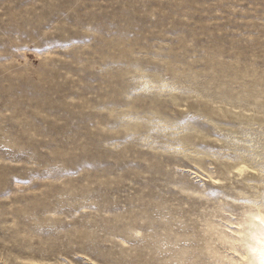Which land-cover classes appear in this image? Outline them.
<instances>
[{
    "label": "rangeland",
    "instance_id": "rangeland-1",
    "mask_svg": "<svg viewBox=\"0 0 264 264\" xmlns=\"http://www.w3.org/2000/svg\"><path fill=\"white\" fill-rule=\"evenodd\" d=\"M258 208L264 0H0V264H228Z\"/></svg>",
    "mask_w": 264,
    "mask_h": 264
},
{
    "label": "bare ground",
    "instance_id": "bare-ground-1",
    "mask_svg": "<svg viewBox=\"0 0 264 264\" xmlns=\"http://www.w3.org/2000/svg\"><path fill=\"white\" fill-rule=\"evenodd\" d=\"M244 168V165H240L238 171L242 172ZM258 217H264V210L258 208L255 212L249 211L245 227L239 224L223 236L232 251L227 258L228 264H260V251L264 248V224L260 223Z\"/></svg>",
    "mask_w": 264,
    "mask_h": 264
},
{
    "label": "snow or ice",
    "instance_id": "snow-or-ice-1",
    "mask_svg": "<svg viewBox=\"0 0 264 264\" xmlns=\"http://www.w3.org/2000/svg\"><path fill=\"white\" fill-rule=\"evenodd\" d=\"M261 224H264V217H258ZM260 264H264V248L260 251Z\"/></svg>",
    "mask_w": 264,
    "mask_h": 264
}]
</instances>
